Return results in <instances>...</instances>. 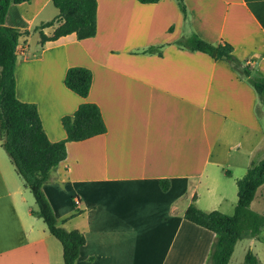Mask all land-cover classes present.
<instances>
[{
    "label": "crops",
    "instance_id": "1",
    "mask_svg": "<svg viewBox=\"0 0 264 264\" xmlns=\"http://www.w3.org/2000/svg\"><path fill=\"white\" fill-rule=\"evenodd\" d=\"M97 1V33L86 40L72 34L41 44L35 29L59 15L52 0L12 5L5 19L37 35L17 48L16 97L37 105L48 139H67L62 119L82 103L96 104L107 126L67 143L44 193L59 225L85 237L76 264H211L217 236L184 216L192 204L218 211L227 203L223 177H245L264 159V96L228 62L177 42L196 34L228 43L264 80V0H183L186 25L178 0ZM59 26L42 32L52 37ZM73 67L92 72L86 99L65 85ZM254 202L261 232L253 236L245 224L239 242L249 246L264 240V187ZM37 211L0 138V264H65Z\"/></svg>",
    "mask_w": 264,
    "mask_h": 264
},
{
    "label": "trees",
    "instance_id": "2",
    "mask_svg": "<svg viewBox=\"0 0 264 264\" xmlns=\"http://www.w3.org/2000/svg\"><path fill=\"white\" fill-rule=\"evenodd\" d=\"M142 4H157L161 0H138ZM31 0H0V138L2 147L12 160L26 188L33 194L38 206L35 215L46 223L50 233L61 242L65 264H76L80 251L85 245V237L78 231H68L59 225L54 210L44 193V186L51 180L52 173L67 159V143L81 142L103 135L107 126L100 108L96 104L82 103L72 116L62 119L67 139L53 143L43 128L38 107L23 103L16 97L15 68L19 61L17 48L21 41H27L30 30H19L5 26V19L12 5L30 3ZM59 11L58 17L35 31H40L41 44L56 41L61 37L75 34L78 40L91 39L97 33V0H52ZM185 25L189 15L183 0H178ZM56 24L60 26L52 37L42 31ZM181 48L192 52L208 54L215 60L228 62L239 75L247 79L259 97L264 96V80L253 75L248 65L240 62L233 54L234 48L228 44H210L196 34L177 42ZM157 51L151 48L147 52ZM92 72L83 67H73L67 72L66 87L86 99L92 86ZM169 181H162L164 191L169 189ZM238 204L233 215L220 211L204 212L194 204L185 213V219L197 226L213 232L217 243L211 254V264H229L237 244L242 240L244 225L253 236L261 232V214L251 211V205L259 190L264 187V159L253 165L245 177L237 182ZM264 212V208H263ZM245 264H260L258 258L249 251Z\"/></svg>",
    "mask_w": 264,
    "mask_h": 264
},
{
    "label": "rangeland",
    "instance_id": "3",
    "mask_svg": "<svg viewBox=\"0 0 264 264\" xmlns=\"http://www.w3.org/2000/svg\"><path fill=\"white\" fill-rule=\"evenodd\" d=\"M54 8V7H52ZM37 36V35H36ZM30 37L29 41L31 44H35L37 37ZM263 123H264V116H263ZM235 174L232 178L223 177L222 182L218 184V190L220 192L225 191L227 203H223L221 206H217V210L221 211L225 214L232 215L234 213V209L238 202V188L236 184V179H241L243 177L244 172L234 171ZM264 208V206H263ZM251 211L259 212V206L256 202H253L251 205ZM252 248V252L258 256V260H260V264H264V240L258 239L255 244L249 246L246 241L239 243L235 249V253L230 264H245V256L249 249Z\"/></svg>",
    "mask_w": 264,
    "mask_h": 264
}]
</instances>
